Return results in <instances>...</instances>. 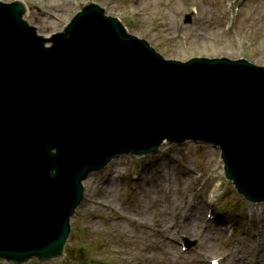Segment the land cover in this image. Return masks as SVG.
<instances>
[{"label":"water","instance_id":"95a60500","mask_svg":"<svg viewBox=\"0 0 264 264\" xmlns=\"http://www.w3.org/2000/svg\"><path fill=\"white\" fill-rule=\"evenodd\" d=\"M26 12L0 0V260L63 256L83 180L165 139L219 146L226 178L264 203V66L166 59L96 3L51 37Z\"/></svg>","mask_w":264,"mask_h":264},{"label":"rangeland","instance_id":"374dc122","mask_svg":"<svg viewBox=\"0 0 264 264\" xmlns=\"http://www.w3.org/2000/svg\"><path fill=\"white\" fill-rule=\"evenodd\" d=\"M21 1L30 7L24 19L45 36L61 31L85 3L95 1L167 58L245 57L264 65V0H196L204 19L195 5L174 0L167 4L173 15L169 33L165 18L143 24L136 11L141 3L164 11L163 0ZM256 13L257 26H250ZM209 22H218L225 34H210L206 45L198 39L210 32ZM227 35L230 41H219ZM84 185L65 256L26 264H264V203L248 201L225 179L220 150L209 143L166 140L156 152L114 158ZM186 238L196 245L186 249Z\"/></svg>","mask_w":264,"mask_h":264},{"label":"bare ground","instance_id":"6f19581e","mask_svg":"<svg viewBox=\"0 0 264 264\" xmlns=\"http://www.w3.org/2000/svg\"><path fill=\"white\" fill-rule=\"evenodd\" d=\"M173 1L174 0H163L165 6H167L168 3H172ZM177 2H180L183 7H189V6L195 5L196 11H197V14L199 15V17H201L202 19H204L206 17L204 15V12H205L204 8L196 0H177ZM174 5H177V3H174ZM154 7H155V3H153L152 5H148V3L147 4L141 3L138 7H136V11L140 14L141 22L143 24H148V23L153 21L152 20L153 18L162 16V18L166 19L164 22V24L167 23L165 26V30L169 33L170 30L173 29V22L171 21L173 15L170 11V8L167 6L165 8L166 10L162 11V9L160 8V10L156 12L157 9L155 10ZM161 11H162V13H161ZM211 23H213V22H209V24H206V29L207 28L210 29V32L203 33L202 35H200V37L198 39L199 42H202L206 45H211L210 34L213 33L217 37H223V35L225 34V30L221 26L218 27V22L216 25H213V26H211ZM252 25L257 26V13L252 16V20L250 21V26H252ZM227 36H228L227 39H219V41L220 42L230 41L231 36H229V35H227ZM187 43L190 45L189 48L193 44L192 41H190V40H187ZM181 50L182 49H180V51ZM142 257L145 259L147 258L146 255H142Z\"/></svg>","mask_w":264,"mask_h":264}]
</instances>
